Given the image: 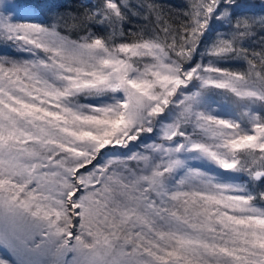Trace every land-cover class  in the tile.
I'll use <instances>...</instances> for the list:
<instances>
[{"label": "snow or ice", "instance_id": "obj_1", "mask_svg": "<svg viewBox=\"0 0 264 264\" xmlns=\"http://www.w3.org/2000/svg\"><path fill=\"white\" fill-rule=\"evenodd\" d=\"M249 11L98 0L41 19L0 0V264H264Z\"/></svg>", "mask_w": 264, "mask_h": 264}, {"label": "trees", "instance_id": "obj_2", "mask_svg": "<svg viewBox=\"0 0 264 264\" xmlns=\"http://www.w3.org/2000/svg\"><path fill=\"white\" fill-rule=\"evenodd\" d=\"M98 0H16V3L30 6L44 18L54 15L65 14H79L83 13L87 8L95 5ZM140 0H131V3L137 4ZM241 2L248 5L250 11L248 15L255 17L257 20L264 16V0H241ZM155 3L162 6L166 13L175 15L177 13L187 11V5L190 0H155ZM140 18H132L127 25L129 28H135L141 24ZM213 27L217 30H221L218 24H213ZM257 26V32H258ZM264 33H259L254 37L255 41H259V38ZM215 37V32L208 34V41ZM251 42V41H249Z\"/></svg>", "mask_w": 264, "mask_h": 264}, {"label": "rangeland", "instance_id": "obj_3", "mask_svg": "<svg viewBox=\"0 0 264 264\" xmlns=\"http://www.w3.org/2000/svg\"><path fill=\"white\" fill-rule=\"evenodd\" d=\"M88 1V0H87ZM22 6H27V5H23V4H20ZM27 7H30V6H27ZM31 8V7H30ZM33 10V12L38 15L41 19H43L42 15L40 13H38L36 10H34L33 8H31ZM11 50L10 49H4L3 46H0V55H5L7 54L8 52H10Z\"/></svg>", "mask_w": 264, "mask_h": 264}]
</instances>
